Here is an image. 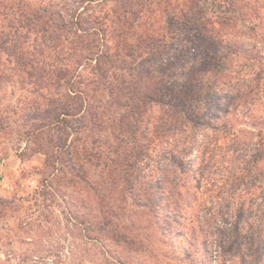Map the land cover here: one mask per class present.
Masks as SVG:
<instances>
[{
  "label": "trees",
  "instance_id": "obj_1",
  "mask_svg": "<svg viewBox=\"0 0 264 264\" xmlns=\"http://www.w3.org/2000/svg\"><path fill=\"white\" fill-rule=\"evenodd\" d=\"M240 34L248 46L243 40L231 45ZM176 41L174 49L191 61L185 83L168 86L137 66L167 57ZM232 46L239 49L231 51ZM221 48L228 49L225 56ZM238 55L241 65L221 66ZM5 69L44 83L49 95H41L48 102L38 113L45 122L38 127L53 125L60 136L53 148L36 152L46 156L55 179L86 183L83 162L102 166L110 179L119 170L140 176L144 150L170 139L160 152L162 162L149 166L147 189L155 196L134 193V202L154 210L157 229L169 243L187 242L179 252L188 264H264V116L251 123L256 129L235 128L242 109L251 115L264 99V0H0V81ZM226 76L234 80L228 83L225 114L193 113L185 96L196 94L198 80ZM91 90L104 92L108 104L101 106L98 99L95 105ZM113 104L124 117L159 106L161 125L142 134L126 120L130 128L110 134L119 145H107L105 136L97 137L105 130L89 124H99L95 109L114 112ZM125 139L135 144L122 145ZM252 145L248 166L231 174L229 155L246 153ZM252 172L258 179L247 177ZM16 210L15 201L0 197L1 230V221ZM101 214L99 229L106 238L142 250L133 239L116 238L118 227L106 220L107 211ZM9 233L7 245L18 241ZM27 258L18 264H48Z\"/></svg>",
  "mask_w": 264,
  "mask_h": 264
},
{
  "label": "rangeland",
  "instance_id": "obj_2",
  "mask_svg": "<svg viewBox=\"0 0 264 264\" xmlns=\"http://www.w3.org/2000/svg\"><path fill=\"white\" fill-rule=\"evenodd\" d=\"M243 37L244 35L240 34L238 37L231 38L230 42L233 41L231 45L237 43L241 46L240 41L243 40V43L248 46ZM178 46L179 43L176 41V44L170 47L172 50L167 57L144 59L138 62L137 66L148 68L150 73L157 77L156 79L164 80L168 86L173 83L183 84L186 79L183 73L188 69L191 61L187 60L180 50L174 49ZM231 48V51L239 49L237 46ZM227 50L221 48L219 54L224 53L223 56H225ZM239 54L241 55V52ZM232 60L233 63L228 60L227 64L221 66L225 69H233L235 65H241L243 62L239 55ZM80 69V73L83 74L82 68ZM229 80L227 76L219 80L211 79L209 82H202L199 79L198 85H195L198 88L196 94H192L191 97L185 96L186 105H190L192 112L200 117L216 118L224 115ZM43 85L44 83L39 84L38 81L31 83L24 77L20 78L14 69L2 71L0 197L15 201L18 210L12 213L13 217L1 221L4 229H0V264H18L22 259L29 262L27 257L48 264L55 262L56 264H188L187 259L184 261V258H181L184 257L183 254L179 252L180 248L187 246V242L177 238L170 239L169 243V240L161 236V232L157 229L158 221L153 217L154 210L151 211L148 207L134 202V193L155 196V193L147 189L149 166L158 160L162 162L159 159L160 152L166 148V142L172 141L168 139L165 143L158 142L159 145L155 150H144V161L137 165L140 176L133 171L125 173L119 170L110 179L102 166L83 162L87 171L86 183L76 179L77 183L69 184L62 178L55 179L49 174L51 168L45 165L46 156L36 152L40 148L50 150L55 143H58L60 136V131L53 125L38 127L44 122L40 118L42 113L39 115L38 113L48 102L41 95L45 94L47 97L49 95ZM89 94L91 98L93 97L95 105L100 103L98 99H102L101 106L108 104V99L101 90H91ZM50 95L52 98L53 95ZM112 107L114 112L113 110L105 111L104 108L95 109L98 119L94 121L99 124L98 126L89 124L94 126V129L105 130L97 137L99 141L106 137L107 145L118 146L119 141L114 140L110 134L122 135L120 130L130 128L131 124L142 134H145L143 129L147 127L153 129L159 123V126L161 125L160 116L163 110L159 106L155 105L141 116L132 117H124L117 104H113ZM36 116L37 119H33ZM259 116H264V99L251 115L242 109L235 128L256 129L257 126H251V123L258 122ZM75 118L78 119V115ZM126 120L129 121L130 126L126 124ZM72 124L77 126L79 121L74 119ZM161 128L158 127V129ZM205 128L203 125L197 129ZM97 137L94 136V138ZM140 137L137 136L135 141ZM141 139L144 141L142 137ZM90 140L86 142L89 143ZM125 141L120 144L129 148L135 144H130L128 139ZM248 148L246 153L241 155L240 153L229 155L231 174L235 172L236 167L248 166L247 161L251 152L254 151V146ZM135 176H138L137 184ZM247 177L258 179L253 172ZM101 209L107 211L106 220L112 221L118 227L115 237L133 239L140 248L142 247V250L140 248V251L130 250V246L113 242L111 236L106 238L108 236L99 229L100 221L102 224L104 221ZM112 211L116 218L112 216ZM219 221L216 222L220 224ZM10 229L13 234L9 233ZM6 232L11 235V239L12 235L16 236L15 239L18 241L10 245L5 244ZM146 247L148 250L145 249ZM170 253L172 255L174 253L175 256ZM5 254L9 255L8 262V256Z\"/></svg>",
  "mask_w": 264,
  "mask_h": 264
}]
</instances>
